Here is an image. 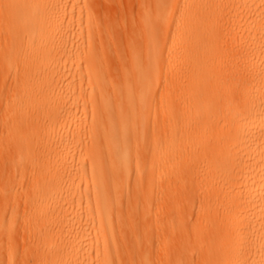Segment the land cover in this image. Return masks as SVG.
I'll list each match as a JSON object with an SVG mask.
<instances>
[{"label": "bare ground", "instance_id": "6f19581e", "mask_svg": "<svg viewBox=\"0 0 264 264\" xmlns=\"http://www.w3.org/2000/svg\"><path fill=\"white\" fill-rule=\"evenodd\" d=\"M98 1L0 0L25 262L141 264L152 218L151 263L264 264V0H138L123 34Z\"/></svg>", "mask_w": 264, "mask_h": 264}, {"label": "rangeland", "instance_id": "374dc122", "mask_svg": "<svg viewBox=\"0 0 264 264\" xmlns=\"http://www.w3.org/2000/svg\"><path fill=\"white\" fill-rule=\"evenodd\" d=\"M100 2L99 4L102 8V11L104 13L106 11L105 15L109 21H112L111 23L114 25V29L116 31L118 29V32L123 34L124 29L127 27V23L125 27L124 20L128 15L133 13L135 14L137 11L136 8L138 0H114L115 3L112 0H101ZM1 19L2 14L0 10V23ZM114 20L116 21V24L113 23ZM3 33L4 29L0 24V50L4 49L6 46ZM121 39L123 41L121 40L120 43L124 44L125 39L122 38V35ZM3 74H5V71H2V67L0 65V188L2 187L4 190H7V193L4 195L6 199L4 201L6 215L0 230V242L2 245V249L0 250V264H25V257L31 255L32 251L30 248V238L24 230L25 210L24 207L20 206L18 209L14 208L12 211L13 200H10L8 196L12 195L15 198L14 200L20 199L22 196V191L26 189L28 185L34 182L35 176L31 172L30 163L26 162L21 165V167H23V174L18 179L20 181L19 184H21L23 187L22 190L18 189L19 187H17V182H15V179L13 178V175L17 176L18 178L20 175L18 172H20L21 167L19 165H17V167L13 166L15 163L14 159L17 154L13 155V151H15V142L13 139H11L12 137H9L8 135L15 129L13 123L14 120H12L11 115L6 112L5 109L7 104L11 103L13 95L16 94L17 96V91L14 90L12 81L14 72H12V74L6 73V76ZM5 79L7 80V85L4 87L2 82ZM133 182L134 180H132V184ZM13 187L15 188L11 190ZM139 193L141 197L143 194L142 191ZM151 203L152 206L150 208V213L153 214V218L157 216L156 220L160 221L161 216H165L169 212L168 205L160 198L152 201ZM11 214L14 215L13 219H11ZM178 221L179 219L175 217L173 222L176 224ZM160 222H158V226L155 228V222H153V219L150 218L147 220V222H145V226L140 227L139 231L142 230V236L145 237V240L141 239L139 243L140 247L137 249V252L141 255L139 259L141 264H164L162 261L151 263L154 254L168 252L178 243L172 234L166 232L162 228ZM149 247H153V250H150V252Z\"/></svg>", "mask_w": 264, "mask_h": 264}]
</instances>
